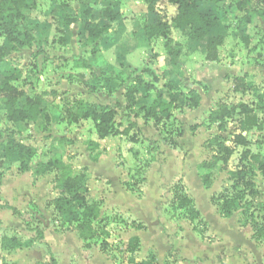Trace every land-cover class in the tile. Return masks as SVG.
I'll return each instance as SVG.
<instances>
[{"label":"rangeland","instance_id":"obj_1","mask_svg":"<svg viewBox=\"0 0 264 264\" xmlns=\"http://www.w3.org/2000/svg\"><path fill=\"white\" fill-rule=\"evenodd\" d=\"M42 1L44 8L32 10L25 23L35 37L32 47L12 53L8 66L0 68V79L9 73L7 70L22 69L23 78L29 75L31 81L21 80L17 86L25 96H43L50 111L59 115L58 121L45 132L38 126L13 125L7 122L0 105V151L9 132L16 130L17 139L37 149L33 169L48 161L60 162L62 169L72 166L76 174L87 168L84 194L89 203L101 206V216L93 222L95 237L84 241L76 219L57 215L51 205L59 193L62 169L36 177L33 171L21 173L16 158L0 160V203L30 213L32 219L27 227L11 209H0V243L6 236L19 237L23 243L16 251L0 249V260L4 258L11 264H51L52 258L57 264H130L140 258L141 241L136 254L128 252L129 245L138 238L136 234H140L145 249L154 245L162 253L178 254L182 250L212 260L213 264L244 260L258 264L260 254L264 255V242L257 233L253 236L252 258L253 252L240 238L217 233L216 227L211 232L205 216L218 213L225 218L220 209L223 199L242 192L245 199L236 203L231 221L240 228L250 226L254 234L256 228L264 229V177L254 164L241 160L247 151L264 157V101L259 97L264 93V21L253 15L250 23H241L246 11L237 9L240 0H224L218 5L203 3L200 8L218 14L220 28L228 33L222 60L208 63L201 51L204 46L190 43L187 29L174 30L173 44L181 48L182 55L180 65L173 67L165 41L145 39V0H100L98 5L94 0ZM257 2L253 0V5ZM107 6L118 11L119 19L112 25L113 32L100 40L99 54L93 55L83 33L85 11L92 7L95 19H99L100 11ZM169 6L160 3L156 9L171 22L174 14ZM65 8L69 16L77 19L67 31L63 24ZM36 20L51 26L44 29L34 24ZM5 43L0 36V47ZM222 62L226 64L220 65ZM226 65L236 68L237 75L227 73ZM146 70H151L157 81ZM137 76L153 87L151 91L143 89L139 106L151 105L159 95L167 98L169 84L181 93L171 118L159 127L154 121L146 123L138 108L127 110V88ZM60 85L62 91H51ZM195 94L201 96L198 108L193 105ZM78 99L116 109L117 127L136 122L139 128L129 137L115 135L100 140L92 121H66L67 109ZM242 103L254 109L263 130L255 127L244 132L248 146H234L243 116L236 113L228 118L224 132L212 116L221 105L233 108ZM132 136L137 138L136 143L130 141ZM214 140L232 146L234 154L226 164L219 163L211 170L201 168L220 152ZM90 143L98 144L94 153L100 154L97 163L90 159ZM232 172H241L245 183L239 181L236 187L239 179ZM204 177L210 180L209 187L203 184ZM246 181H251V186ZM177 191L193 199L200 218L192 220L186 210L176 208ZM169 244L173 249H166Z\"/></svg>","mask_w":264,"mask_h":264},{"label":"trees","instance_id":"obj_2","mask_svg":"<svg viewBox=\"0 0 264 264\" xmlns=\"http://www.w3.org/2000/svg\"><path fill=\"white\" fill-rule=\"evenodd\" d=\"M33 0H0V36L4 37L7 45L0 47V65L6 66L9 57L12 53L21 49L31 48L35 37L27 31L26 21L28 14L36 8ZM84 1V0H80ZM100 0H94V5H98ZM110 2L111 0H101ZM148 6V12L142 22L146 38L151 41L156 38H162L165 41V50L167 56L170 58V63L173 67L180 65V57L182 55L181 48L177 44H173L172 29L175 31L187 29L188 39L192 42H197L203 45L206 49V61H219V50L224 45L226 34L220 28V17L216 13H212L200 8L203 3L218 5L224 0H145ZM256 6L253 5V0H240L237 2V9L239 11H246L245 16L241 18V23H250L253 15L264 21V0H257ZM169 4L176 7L177 13L172 17L171 22L164 19L161 13L156 9L158 4ZM252 9V11H251ZM86 19L83 23V33L87 44L92 46V54L98 55L100 52L99 43L104 35L110 33L112 25L119 19V13L113 6H107L100 11V18L95 19L92 7L85 11ZM77 19L65 20V27L70 28ZM25 30V33L22 32ZM157 81V77L153 75L151 70H146ZM25 83L31 81V76L23 78V71L19 68H12L11 71L2 76L0 79V105L5 110L6 120L10 124L25 123L27 126L36 125L40 121L42 124L39 130L47 131L51 124L58 121L57 117L53 116L47 106L44 105V97L35 95L28 97L25 103L20 99L25 96V92L17 86L19 81ZM151 91L152 84L145 82L144 78L137 76L132 80V84L127 88V110L138 108V111L143 114L147 122L154 121L156 127H159L162 122L171 118L174 109L177 107L181 98V93L174 90V85L169 84V96H158L149 106H139L138 98L143 89ZM240 89L238 88V91ZM264 101V93L259 96ZM194 107L198 108L201 102L200 94H195L193 99ZM66 120L68 123H79L83 120H91L94 122L96 133L100 140H105L108 137L115 135L130 136L134 129H138L136 122L130 123L128 127H119L115 124L117 110L110 106H97L82 100H76L72 107L66 111ZM236 113H240L243 119L240 121L241 133L235 136L234 146H248V139L243 135L244 132H250L253 128L263 130L262 124L255 116L254 109L246 103L239 106L229 108L227 105H221L213 113V121L218 123V128L221 132L227 129L228 118L233 117ZM194 128L193 130H195ZM18 132L13 130L9 132L8 138L5 141L4 148L0 151V160H11L16 158L21 173L33 171L36 177L46 175L54 170H61L62 167L58 161H48L39 163L34 169L33 160L37 155V149L33 146L23 143L17 139ZM132 143L138 140L135 136L130 139ZM219 148V153L211 159L207 164L202 165L201 168L214 169L219 163H228L231 156L234 154V148L226 142L212 141ZM174 147L175 143L170 142ZM232 144V145H233ZM97 148L90 143L88 151L90 152V159L97 163L100 154H94ZM242 161H249L254 164L257 170L264 177V157L260 154H253L249 151L242 154ZM63 174L61 184L59 186L58 196L52 201V208L54 212L61 217H73L79 225L80 238L84 241L91 240L95 237L93 222L97 221L101 216V206L97 203H89L84 194V185L88 181V169L84 168L80 173H74L72 166H66L62 169ZM232 176L238 178L236 187L240 186V182L245 183L241 172H232ZM205 187L210 186V180L204 177L202 180ZM251 181H246L250 184ZM251 186V184H250ZM254 188V194H255ZM174 203L176 208L184 209L188 212L192 220L200 218V212L193 206V199L183 191H177L174 195ZM245 195L242 192L237 193L234 197L225 196L220 206L221 213L226 218L233 216L236 203L242 202ZM9 208L12 210L14 216H18L22 222L29 227L32 219L31 214H24L15 207L0 204V209ZM256 227V226H255ZM255 235L261 237L264 242L263 227L255 229ZM44 237V233L40 232ZM23 243L19 237H4L1 241L2 251H16L22 248ZM86 248H90L86 245ZM140 249V240L136 238L133 244L128 247L130 254H136ZM2 264H11L4 260ZM39 264V263H37ZM51 264H57L54 258L51 259ZM130 264H158L156 256L149 255L147 259L136 262L131 260ZM175 264V263H166Z\"/></svg>","mask_w":264,"mask_h":264},{"label":"crops","instance_id":"obj_3","mask_svg":"<svg viewBox=\"0 0 264 264\" xmlns=\"http://www.w3.org/2000/svg\"><path fill=\"white\" fill-rule=\"evenodd\" d=\"M30 3H34L35 5H36V8H39V9H43L44 8V6H45V4H44V2L42 1V0H33V1H30ZM110 4V3H109ZM111 5H112V3H111ZM176 8V7H175ZM176 13H177V10L175 9V13H174V15L173 16H175L176 15ZM64 18H63V24L65 23V20H67V19H73L71 16H69V14H68V11H67V9L65 8V10H64ZM34 24L35 25H37V24H39L40 26L39 27H43L44 29L47 27V29L51 26V25H48V24H44V22H42L41 20H36V21H34ZM45 25H47V26H45ZM64 29H65V31H67L68 30V28H66V27H64ZM222 29V28H221ZM222 30H224V29H222ZM113 32V27H112V29L110 30V33H112ZM187 32H188V30H187ZM224 32H225V34H226V40H227V38H228V33L226 32V29L224 30ZM67 33V32H66ZM144 35V34H143ZM145 39H146V35H145ZM148 40V39H147ZM226 40H225V43H226ZM6 41V40H5ZM190 41V40H189ZM190 43H192V44H199L200 45V43H197V42H192V41H190ZM224 43V44H225ZM3 45H7V42L5 43V44H3ZM224 46V45H223ZM223 46L220 48V50H219V61L220 60H222V56H221V51H222V48H223ZM201 51H202V54H203V56H205L206 55V49H205V47L204 48H201ZM230 53H232V50L230 51ZM104 58L102 57V59L101 60H103ZM206 60V59H205ZM219 61H217V62H208V63H210V64H218V62ZM8 62H9V60L7 61V64H6V66H2V65H0V68L1 69H5L7 66H8ZM225 65L226 64V62H222V63H220V65ZM226 67V69L227 70H225V71H227V73H232L233 75H237L236 74V68H230L228 65H226L225 66ZM7 71H11V69L10 70H7ZM110 73H114L113 71L111 72V70H110ZM6 74H8V72L6 73ZM6 74H4V75H6ZM96 79V78H95ZM41 80H44L43 78L41 79ZM96 82H98V79H96ZM95 82V83H96ZM92 83V82H91ZM91 85V84H90ZM60 88V89H59ZM51 91H53V93H56V92H60V91H62V87H61V85L60 86H54V87H52L51 88ZM66 91V90H65ZM35 95H39L38 93H35L34 94V96ZM28 97H33V96H25L24 98L27 100V98ZM26 100H23L22 98L20 99V101L22 102V103H25L26 102ZM78 100H82V101H85V102H89V101H86V100H83V99H78ZM89 103H91V102H89ZM91 104H94V103H91ZM44 105L45 106H47V108L50 110V107L48 106V104H47V102L46 101H44ZM94 105H99V106H109V105H103V104H94ZM51 112V111H50ZM51 114L53 115V116H55V117H59V115L58 114H55V113H52L51 112ZM67 121V120H66ZM87 121H91V120H83V121H81V122H84V123H87ZM68 122V121H67ZM93 122V121H92ZM94 123V122H93ZM42 124V122L40 121L38 124H36V125H30V126H34L35 128L38 126V128H39V126ZM70 124H74V123H70ZM23 125H26L25 123H23ZM27 126V125H26ZM128 127V126H127ZM94 128H95V125H94ZM94 133L97 135V133H96V130H94ZM98 136V135H97ZM94 141V140H93ZM95 143H96V141H94ZM98 144H96V146H97ZM100 145V144H99ZM44 176V175H43ZM39 177H41V176H39ZM186 181L188 182V180L186 179ZM0 204H2V203H0ZM2 205H5V204H2ZM202 213V212H201ZM201 215V214H200ZM203 215V214H202ZM206 217V219H207V221H208V223H209V225H210V229H211V232H213V230H214V228L216 229V231H217V233H220V234H225V235H227V234H231L232 236H235V238L236 239H239L240 238V241H242L243 243H244V245L248 248V250H250V251H252L253 252V255H252V258H253V256H254V239H253V236L255 235L254 234V230L250 227V226H246V228H240L237 224H236V222L234 223V222H232L231 221V219H232V217L231 218H223L220 214H216L215 216H213V217H211V216H209V215H206L205 216ZM136 236L138 237V239H141L140 241H141V244H142V252H141V254H140V258H138V259H136V262H140V261H143V260H145V259H147V257L150 255V252H153V254L154 255H156V258H157V262H158V264H166V263H175V264H213L214 262L212 261V260H207V259H201V258H199V257H197L196 255H191L190 253L188 254V253H184L182 250H180L181 252L180 253H162V251L160 250V249H158V246H152V248H150V249H145V242H144V240L142 239V237L140 236V234H136ZM141 237V238H140ZM151 245V244H150ZM170 245V244H169ZM249 247H248V246ZM0 249H1V243H0ZM166 249H173V246H168ZM2 250V249H1ZM167 251V250H166ZM174 251H176V250H174ZM261 257V258H260ZM259 258H260V260H259V262H258V264H264V255H261L260 254V256H259ZM3 261H4V258H1V260H0V264H2L3 263ZM248 262H246V260H244V261H242V262H239V261H235V263L234 264H247Z\"/></svg>","mask_w":264,"mask_h":264},{"label":"water","instance_id":"obj_4","mask_svg":"<svg viewBox=\"0 0 264 264\" xmlns=\"http://www.w3.org/2000/svg\"><path fill=\"white\" fill-rule=\"evenodd\" d=\"M169 8L171 9L172 13L174 14L176 8L174 6H169ZM172 31L175 34L174 29H172Z\"/></svg>","mask_w":264,"mask_h":264}]
</instances>
